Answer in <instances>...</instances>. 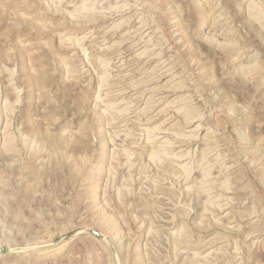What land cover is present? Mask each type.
<instances>
[{
	"label": "rangeland",
	"instance_id": "374dc122",
	"mask_svg": "<svg viewBox=\"0 0 264 264\" xmlns=\"http://www.w3.org/2000/svg\"><path fill=\"white\" fill-rule=\"evenodd\" d=\"M0 264H264V0H0Z\"/></svg>",
	"mask_w": 264,
	"mask_h": 264
},
{
	"label": "water",
	"instance_id": "95a60500",
	"mask_svg": "<svg viewBox=\"0 0 264 264\" xmlns=\"http://www.w3.org/2000/svg\"><path fill=\"white\" fill-rule=\"evenodd\" d=\"M90 232L93 233L94 235L98 236V237L103 238V235L96 230H90Z\"/></svg>",
	"mask_w": 264,
	"mask_h": 264
}]
</instances>
